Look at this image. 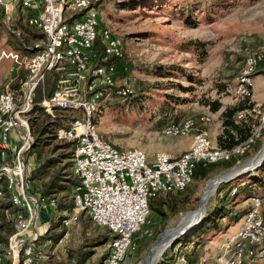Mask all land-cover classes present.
I'll list each match as a JSON object with an SVG mask.
<instances>
[{
    "label": "built area",
    "instance_id": "2783aa9c",
    "mask_svg": "<svg viewBox=\"0 0 264 264\" xmlns=\"http://www.w3.org/2000/svg\"><path fill=\"white\" fill-rule=\"evenodd\" d=\"M101 1H17L22 10L32 11L27 22L40 30L44 39L41 48L23 60L25 78L6 84L0 92V210L5 199L11 204L4 211L9 227L4 229L6 243H0V264H34L38 222L44 226L58 218L59 227L70 228L79 224L82 214L112 235L108 254L99 264H122L134 248L135 234L148 221L150 198L184 191L193 182L198 163L242 156L263 136L264 108L261 111L252 96L264 50H255L245 54L233 85L239 102H254L251 108L237 112L236 120L253 112L255 121L248 137L233 148H221L209 138L203 128L211 120L208 115L187 116L164 125L162 134L166 137H192L190 147L178 155L158 151L149 157L140 148H120L106 139L98 130L100 99L111 93L124 97L131 88L118 84L116 62L123 55L122 43L111 28L100 26ZM9 6L13 5L0 0V12ZM98 35L103 59L114 57L113 62H93ZM1 58L19 61L12 49L1 50ZM55 69H67L68 73L56 91L42 98L40 107L49 121L57 124L54 139L72 144V173L77 183L72 186L73 205L66 210L58 209L57 194H42L27 176L26 156L34 143L30 118L37 114L33 112L34 96L46 73ZM44 213L49 220L41 222ZM226 247L228 255L220 264L264 261V205L260 196L249 198L242 225L228 238ZM175 257L176 264L187 263L184 253Z\"/></svg>",
    "mask_w": 264,
    "mask_h": 264
},
{
    "label": "rangeland",
    "instance_id": "374dc122",
    "mask_svg": "<svg viewBox=\"0 0 264 264\" xmlns=\"http://www.w3.org/2000/svg\"><path fill=\"white\" fill-rule=\"evenodd\" d=\"M17 1L3 0L13 6L4 10L0 18V51H16L20 63L12 58L0 59V92L6 84H17L22 74L26 76L23 60L28 54L18 49L21 45L10 36L15 32L13 34L20 38L15 21L19 14H26ZM100 18V26L111 28L121 39L123 55L116 62V77L118 84L129 85L131 92L124 97L105 94L100 99L98 130L117 147H137L149 157L158 151L171 153L177 143L187 137L164 136L162 128L168 122L208 115L209 123L214 125L220 119V110L240 104L234 97L233 85L244 56L249 51L264 50V0H102ZM260 67L264 71V64ZM260 96H264V86ZM211 103L219 104L220 109L213 112ZM259 105L262 111L264 97ZM255 116L253 112L246 113L248 122H254ZM207 134L217 144L208 130ZM259 143L258 149L236 157L235 164L229 168L257 153L264 144V132ZM56 144L60 142L53 136L32 147L26 156L28 178L40 162L63 151L62 148L53 149ZM54 160L57 161L49 166L41 180L30 181L37 191L42 187L40 181H48L55 170L63 166L65 173L72 171L71 158ZM226 169L217 168L206 178L194 179L178 196L183 204L177 213L161 218L151 212L150 219L147 218L135 234L134 248L122 264H141L157 235L172 229L187 212L197 209L207 181ZM226 183H220L208 196L205 213L220 208L208 219L210 227L201 229L200 225L199 230L197 227V231L181 235L184 237L172 253L161 259L171 247L168 246L153 264H176L175 256L179 253L186 255V264H212L213 260L214 264H220L225 260L229 252L228 238L240 228L236 230L241 217L237 221L234 219L249 206L247 190L250 185L264 205V160L256 168L234 178L230 185ZM221 186L223 188L217 192ZM234 186L238 189L230 193ZM64 195L72 197V185L57 194L59 198ZM227 195V202L220 207L218 201ZM42 217L41 222L49 220L46 214ZM51 223L52 219L44 226L38 222L34 264H77L73 255L90 238L97 234L109 235L105 228L95 226L84 214L79 224L70 228L49 229ZM157 231L160 233L153 237ZM55 233H60L55 240L45 237ZM91 250L84 264H99L108 254V243ZM220 250L223 259L216 260ZM165 259L169 260L164 263ZM247 264H264V261Z\"/></svg>",
    "mask_w": 264,
    "mask_h": 264
},
{
    "label": "trees",
    "instance_id": "16d2710c",
    "mask_svg": "<svg viewBox=\"0 0 264 264\" xmlns=\"http://www.w3.org/2000/svg\"><path fill=\"white\" fill-rule=\"evenodd\" d=\"M18 7L20 5L18 4ZM25 16H22L19 14L18 18L15 21V28L20 31V38L18 35L13 34L15 32L10 33V36L17 41L21 46L20 50L26 52L28 55L35 53L38 51L40 47V43L44 39V36L42 32L31 25L28 24L27 18L32 14V11L27 10L25 11ZM3 14V11L0 12V18ZM23 39V40H22ZM20 41V42H19ZM39 44V46L37 45ZM102 42L100 39V36L98 35L94 41V47H93V53L95 57L93 58V62L95 64H108L110 62H113L115 60L114 57H109L107 59H103V49H102ZM68 70H52L46 73L44 80L39 84V86L36 89V93L34 96V103L35 107L33 112H36V116H32L30 118L31 125H32V133L34 136V143L33 146L37 145L40 141L41 142H47V139L49 137H53L54 130L57 127V124H53L49 121L48 117L43 114L40 102L44 96L50 95L52 92L56 91L59 88V82L63 79H65V76L67 75ZM24 74L21 75L20 79L24 78ZM254 102H251L250 104L240 102L237 106L227 107L224 109L220 114L221 119V131L216 137V143L219 147L224 149H231L240 142L244 141L249 133L251 126L253 124V121L248 122V118L245 117L244 120L237 121L236 120V114L237 112L251 108ZM210 108L213 112H216L220 109V105L216 103H211ZM242 121V122H241ZM47 134L50 136H47ZM52 134V136H51ZM260 141V140H259ZM258 144V143H257ZM260 143L256 145L254 148L258 149ZM32 146V147H33ZM62 148L63 151L58 153V155L51 158H46L43 162H40L36 168H34V172L30 174L29 180L35 182V180H41L42 177H44L45 172L48 170L49 166L58 159V161L61 160V158H71L72 157V144L71 142H63L60 144H56L53 146V149ZM253 148V149H254ZM32 148L30 149V151ZM249 152H246L244 155H248ZM239 156V157H243ZM236 162V157H232L229 160L226 161H220L216 163H209V164H203L198 163L195 169L194 179H203L206 178L207 175L216 170L217 168H229L233 166ZM72 163V162H71ZM69 164H67L68 166ZM66 166V167H67ZM63 166L59 168L58 170H55L52 176L49 178L48 181H40L41 189L40 192L42 194H58L61 191H65L68 187V185H75L77 183V178L74 176V174L71 172L65 173L63 171ZM234 179L230 182H227V185H230ZM67 183V184H66ZM255 184V183H254ZM33 185V184H32ZM239 186V184L237 183ZM238 186H234L231 189L230 193H235V191L238 189ZM242 186V185H241ZM252 185H250L249 190H247L248 197L250 198L253 195H257V193L254 191L253 188H251ZM240 187V186H239ZM188 188V187H187ZM223 187H219L217 192H220ZM181 192H175V194L167 193V194H159L155 197H152L149 199V208H150V214L148 217V220L150 219L151 212L153 215L157 217H167L170 214L177 213L182 207V200L178 198ZM225 197V198H224ZM227 196H222L221 200H219L220 207L227 202L228 200ZM67 195L62 196L59 198L58 203V209L59 210H66L72 207L73 205V199L72 197L68 198ZM11 208L10 202L5 199L2 201L1 210H0V243L5 244L6 243V234L4 232V229L9 227V222L6 221L5 217V209L9 210ZM249 206L243 209L241 212H239L238 215H236V218L234 219L237 221L242 215H244ZM220 210V208L215 207L209 211H207L203 217V222L201 223V229H207L209 228V221L208 219L213 218V216ZM90 219V218H89ZM91 220V219H90ZM60 225V220L58 218H53L52 223L50 225L51 228L57 230ZM200 227L197 229L199 230ZM193 230V231H197ZM207 231V230H206ZM160 231H157L154 233L155 237ZM60 233L52 234V236H45V237H52L57 239L59 237ZM184 236H180L178 239V243L181 242ZM112 239V235H105V234H97L93 238H90L89 242L85 243L81 250L76 251V255H73V259H75L77 264H84L86 260L91 256L92 250L91 248L98 245H103L106 243H110ZM177 243V244H178ZM177 244L174 247H169L162 255L161 259H164L168 257L169 254L172 253V251L175 249ZM167 256V257H166ZM169 260V259H168ZM167 259H165L163 262H167ZM250 261H246L243 264H247Z\"/></svg>",
    "mask_w": 264,
    "mask_h": 264
},
{
    "label": "bare ground",
    "instance_id": "6f19581e",
    "mask_svg": "<svg viewBox=\"0 0 264 264\" xmlns=\"http://www.w3.org/2000/svg\"><path fill=\"white\" fill-rule=\"evenodd\" d=\"M264 154V144L263 146L257 151V153L249 158H247L245 161L242 163L226 169L219 173L218 175L214 176L213 178L209 179L204 187L205 190H203V195L201 199L200 206L192 211L187 212L181 220L178 222L177 225L180 227H185L186 225L193 224L197 221H199L205 214L206 210V203L208 201V196L210 193H213L216 190V187L219 186L220 183L225 182V175L228 172H233L236 170H241L244 168H252L255 166L257 161L263 156ZM192 212V213H191ZM191 213V214H190ZM176 231H171V229L166 231V234L164 237H162L155 245L152 246L150 251L147 253V255L143 258L141 264H153V261L156 257H160L163 251L166 249L165 244L167 243L169 237L174 235Z\"/></svg>",
    "mask_w": 264,
    "mask_h": 264
},
{
    "label": "crops",
    "instance_id": "0c3cea01",
    "mask_svg": "<svg viewBox=\"0 0 264 264\" xmlns=\"http://www.w3.org/2000/svg\"><path fill=\"white\" fill-rule=\"evenodd\" d=\"M264 64V63H262ZM261 64V65H262ZM260 65V66H261ZM258 67L255 77H254V83H253V96H252V100L257 103L260 104V101L263 99L264 96H260V92H261V88L264 86V71L263 68ZM260 68V69H259ZM219 113H221V110L219 111ZM220 115V114H219ZM205 128L206 131L208 130L210 132V134L212 135V137L214 138V140H216L217 135L220 133L221 131V119L218 120V122L214 125H211L210 123L205 124ZM191 136H187L186 138H184L183 140H181L179 143H177L178 145L176 146L175 150L170 151L173 155H178L180 154L182 151L187 150L190 147L191 144ZM169 151V150H168ZM244 217V215H242ZM243 217H241L240 219V223L237 226L236 230L242 225L243 222ZM219 257V258H218ZM217 259H223V253L222 250H220L217 253ZM215 260V261H216ZM217 264V262H215ZM212 264H214V260L212 262Z\"/></svg>",
    "mask_w": 264,
    "mask_h": 264
},
{
    "label": "water",
    "instance_id": "95a60500",
    "mask_svg": "<svg viewBox=\"0 0 264 264\" xmlns=\"http://www.w3.org/2000/svg\"><path fill=\"white\" fill-rule=\"evenodd\" d=\"M263 160H264V154H263V156H261L259 161H257L255 166H253L252 168H244V169H241V170L228 172L224 176L225 177V182L231 181L234 178H236L237 176H239V175H241V174H243V173H245V172H247L249 170H252V169L256 168ZM203 217L199 221H197V222H195L193 224L186 225L185 227H180L179 225H176L175 227H173L171 229V231H176V233H174V235L169 237L167 243L165 244V248H167L168 246H171V247L175 246L178 243V239H179V237L181 235L188 234V233L192 232L195 228L199 227L201 225V223L203 222ZM165 234H166V230L161 232L160 234H158L156 239H155V241H154V243H153V245H155L162 237H164Z\"/></svg>",
    "mask_w": 264,
    "mask_h": 264
}]
</instances>
